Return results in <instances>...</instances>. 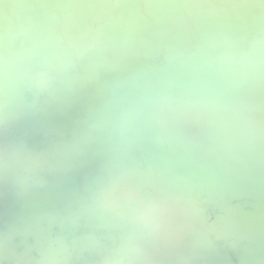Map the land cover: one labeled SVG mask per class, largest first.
Returning <instances> with one entry per match:
<instances>
[{
	"label": "water",
	"instance_id": "1",
	"mask_svg": "<svg viewBox=\"0 0 264 264\" xmlns=\"http://www.w3.org/2000/svg\"><path fill=\"white\" fill-rule=\"evenodd\" d=\"M258 46L264 0H0V264H264Z\"/></svg>",
	"mask_w": 264,
	"mask_h": 264
},
{
	"label": "clouds",
	"instance_id": "2",
	"mask_svg": "<svg viewBox=\"0 0 264 264\" xmlns=\"http://www.w3.org/2000/svg\"><path fill=\"white\" fill-rule=\"evenodd\" d=\"M225 71L237 82H247L256 79L259 75L264 74V46H258L239 56L230 57L224 63ZM4 83L7 87L8 71L7 58L4 65ZM38 87L48 83L44 74L38 76L35 80ZM6 156L0 159V166H6Z\"/></svg>",
	"mask_w": 264,
	"mask_h": 264
}]
</instances>
